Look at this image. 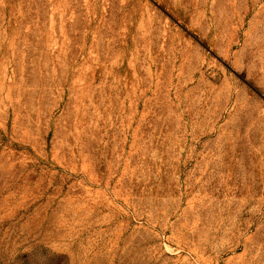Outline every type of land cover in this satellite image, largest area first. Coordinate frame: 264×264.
I'll list each match as a JSON object with an SVG mask.
<instances>
[{
    "label": "rangeland",
    "instance_id": "obj_1",
    "mask_svg": "<svg viewBox=\"0 0 264 264\" xmlns=\"http://www.w3.org/2000/svg\"><path fill=\"white\" fill-rule=\"evenodd\" d=\"M0 264H264V0H0Z\"/></svg>",
    "mask_w": 264,
    "mask_h": 264
}]
</instances>
